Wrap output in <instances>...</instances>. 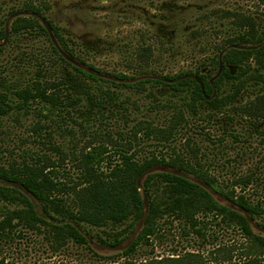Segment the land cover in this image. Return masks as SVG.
<instances>
[{
  "label": "trees",
  "instance_id": "1",
  "mask_svg": "<svg viewBox=\"0 0 264 264\" xmlns=\"http://www.w3.org/2000/svg\"><path fill=\"white\" fill-rule=\"evenodd\" d=\"M49 1L24 0L23 15L15 17L9 28H0L1 54L23 36L43 38L48 44L40 56L16 53V63L9 62L12 69L7 70L10 80L0 79V127L7 121L23 126L37 137L33 142L40 147L24 148L27 140L18 135L21 160L0 165V245L29 235L40 237L52 252L70 243L89 247L90 239L112 248L137 231L119 255L129 260L158 236L163 220L178 222L201 238L208 225L215 223L240 234L244 241L240 264H264V237L251 226L260 220L258 225L264 229V201L254 202L245 193L258 182L255 173L219 182L207 166L208 158L191 140L186 141V153L171 149L165 156L142 159L133 151L139 136L169 145L187 125L186 116L193 119L201 109L208 120L216 113L224 118L219 144L251 140L264 144V34L259 33L254 18L225 13L237 34L209 59L208 73L155 74L147 70L150 55L143 49L134 63L135 74H107L77 57L59 29L45 19ZM135 88L147 92V112L169 110L165 125L140 119L126 139L121 132H117L118 139L94 133L81 149L75 147L77 141L65 148L63 134L74 137L73 124L83 132L89 124L84 116L78 122L75 115L93 109L103 116L105 106L108 110L119 106L120 113L130 115L129 106L137 103L124 90ZM155 89L168 96L166 100ZM169 96H178L182 104ZM30 116L31 123L24 126L23 120ZM234 125L240 128L233 130ZM118 142L122 149H116ZM68 164L74 173L66 169ZM158 166L170 171L151 172ZM211 192L236 209L220 204ZM93 230L98 232L92 234ZM220 249L207 256L185 253L144 264H224L230 260L228 251Z\"/></svg>",
  "mask_w": 264,
  "mask_h": 264
},
{
  "label": "rangeland",
  "instance_id": "2",
  "mask_svg": "<svg viewBox=\"0 0 264 264\" xmlns=\"http://www.w3.org/2000/svg\"><path fill=\"white\" fill-rule=\"evenodd\" d=\"M22 2L24 0H0V28H9L15 17L23 15L20 11ZM49 3L51 6L44 15L45 19L59 29L77 57L107 74H135L134 63L143 49L148 50L150 55L147 70L155 74L177 75L196 70L208 73L209 59L219 52L225 40L237 34L231 20L225 18L226 12L253 17L259 33L264 34V0H50ZM40 22L45 25L44 20ZM47 45L43 38L20 37L12 49L7 48L5 54L0 53V79L10 80L11 75L7 70L12 69L9 62L16 63V53H34L40 56L46 52ZM154 92L163 101L168 97L160 90L155 89ZM124 93L137 103L136 107L129 106L130 115L120 113L122 109L119 106L109 110L105 106L102 109L103 116L93 109H84L83 115L74 117L78 122L83 116L89 120L87 130L83 132L73 124L74 137L66 132L63 134L65 148L77 141L75 147L81 149L94 133L110 134L117 138V132H121L126 139L130 127L140 119H150L155 125H165L169 110L164 109L158 114L154 111L147 112V92L137 91L135 88L124 90ZM170 98L177 104H182L178 96ZM30 117L23 120L24 126H29L33 118ZM186 117L187 125L179 129L169 145L160 146L139 136L133 146L136 156L142 159L151 155L165 156L171 149L186 153V141L191 140L200 153L208 158L207 166L209 165L219 182L225 183L234 176L255 173L258 182L248 187L245 193L254 202L264 201V144H260L258 140L243 144H219L217 140L221 138L224 124L221 114L216 113L212 120H208L206 111L201 109L195 118L191 119L188 115ZM229 128L232 130L231 126ZM233 128L239 129L240 126L234 125ZM3 131L9 133L4 135ZM18 135L27 140L24 148L40 149L33 142L38 141L37 137L31 136L23 126L10 121L4 122L0 127V165L6 166L10 161L21 160V148L17 146ZM117 145L116 149H122L121 142ZM43 151L56 157L46 149ZM114 151L111 148V152ZM66 169L74 173L73 165L68 164ZM163 171L170 170L160 166L151 169V172ZM211 193L220 204L234 208L223 197ZM261 203L264 206V202ZM259 222L260 220L251 222L252 230L256 235L264 237V229L258 225ZM160 226L158 236L151 240L150 245L139 248L129 260L119 258V255L137 231L117 247H106L90 239L89 247L70 243L56 252H52L40 237L26 235L14 242L0 245V264H144L185 253L207 256L218 247L221 248L220 252L228 251L226 257L230 260L224 264L241 263L244 241L237 231L212 223L208 225L204 238H201L178 222L163 220ZM97 232L93 230L92 234Z\"/></svg>",
  "mask_w": 264,
  "mask_h": 264
}]
</instances>
